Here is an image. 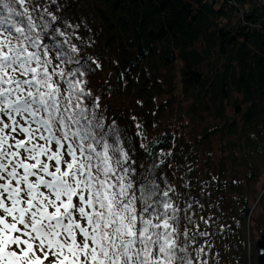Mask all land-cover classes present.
<instances>
[{
  "label": "snow or ice",
  "instance_id": "1",
  "mask_svg": "<svg viewBox=\"0 0 264 264\" xmlns=\"http://www.w3.org/2000/svg\"><path fill=\"white\" fill-rule=\"evenodd\" d=\"M64 8L0 0V264H219L204 185L138 163Z\"/></svg>",
  "mask_w": 264,
  "mask_h": 264
},
{
  "label": "trees",
  "instance_id": "2",
  "mask_svg": "<svg viewBox=\"0 0 264 264\" xmlns=\"http://www.w3.org/2000/svg\"><path fill=\"white\" fill-rule=\"evenodd\" d=\"M233 1L63 0L62 13L81 25V51L99 62L88 87L138 163L204 185L223 226L210 238L219 264H258L249 218L264 173V0Z\"/></svg>",
  "mask_w": 264,
  "mask_h": 264
},
{
  "label": "rangeland",
  "instance_id": "3",
  "mask_svg": "<svg viewBox=\"0 0 264 264\" xmlns=\"http://www.w3.org/2000/svg\"><path fill=\"white\" fill-rule=\"evenodd\" d=\"M258 193L256 206L253 208V211L249 218V224L252 226V238L255 240L261 239L262 235H259L260 226H264V210L262 208V202L259 204L261 197H264V173L262 174L259 183H258ZM249 247V246H248Z\"/></svg>",
  "mask_w": 264,
  "mask_h": 264
},
{
  "label": "water",
  "instance_id": "4",
  "mask_svg": "<svg viewBox=\"0 0 264 264\" xmlns=\"http://www.w3.org/2000/svg\"><path fill=\"white\" fill-rule=\"evenodd\" d=\"M258 264H264V234L261 239L256 241Z\"/></svg>",
  "mask_w": 264,
  "mask_h": 264
},
{
  "label": "built area",
  "instance_id": "5",
  "mask_svg": "<svg viewBox=\"0 0 264 264\" xmlns=\"http://www.w3.org/2000/svg\"><path fill=\"white\" fill-rule=\"evenodd\" d=\"M227 2V4L229 5H234V1L233 0H225Z\"/></svg>",
  "mask_w": 264,
  "mask_h": 264
}]
</instances>
